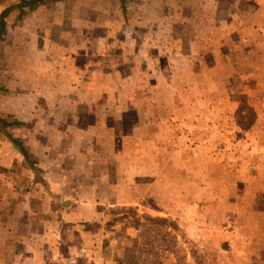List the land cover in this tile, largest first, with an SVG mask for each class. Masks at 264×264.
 Here are the masks:
<instances>
[{"label":"crops","instance_id":"obj_1","mask_svg":"<svg viewBox=\"0 0 264 264\" xmlns=\"http://www.w3.org/2000/svg\"><path fill=\"white\" fill-rule=\"evenodd\" d=\"M214 1L186 5V29L180 5L173 9L176 20L161 18V31L170 24L174 41L167 56L162 34L119 40L108 31L82 37V51L16 60L25 59L26 70L18 65L11 70L9 91L0 94V114L21 122L12 126V135L36 157L41 179L0 137V203L16 201L25 209L8 212L14 216L0 233V264H83L80 251L87 238L108 235L91 226L103 219L99 208L140 205L155 195L152 191L166 197L154 200L165 208L157 213L181 218L185 203L192 209L201 205L198 213L211 219L202 204L214 206L218 213L232 211L233 218L255 221L253 236L264 242V175L257 173L264 172V145L257 147L259 135L231 134L234 146L223 148L222 128L214 129L217 120L197 103L205 92H227L257 97L256 106L264 107L263 95L256 96L259 89L264 93V0ZM195 26L202 33H191ZM149 41L157 48L153 52L141 46ZM127 42L135 45L134 52H111L113 45ZM100 44L109 51L100 52ZM185 44L192 50L180 53ZM130 57L134 68L123 64ZM180 58L199 65L178 68ZM229 106L238 109L239 100ZM227 173H240L230 177L231 185L248 182L254 194L222 197ZM212 187L220 189L216 197L210 195ZM9 214H0V221ZM21 216L26 227L18 226ZM112 241L93 250V264H116Z\"/></svg>","mask_w":264,"mask_h":264},{"label":"rangeland","instance_id":"obj_2","mask_svg":"<svg viewBox=\"0 0 264 264\" xmlns=\"http://www.w3.org/2000/svg\"><path fill=\"white\" fill-rule=\"evenodd\" d=\"M21 1L0 0V12L5 7ZM205 2L208 3V0H205ZM201 3H204V0H124L123 3L120 0H56L44 2L33 9L25 7L21 13L19 9L13 8L5 17V31L0 40V88L3 89V93L9 91L10 73L13 68L15 69L16 65H18L19 70H26L24 66L27 61L21 59L19 64H16L18 58H23L27 54L32 55L33 53H40L41 55L42 52L58 58L64 56L70 50L76 52L82 51L80 46L82 37L90 35L93 32L103 37L108 31H111L110 37L119 40L128 35L135 39L142 37V35H148L153 40L156 32L157 35L162 34L165 36L162 51L167 56L174 49V41L171 38L172 34L167 30L170 24L165 31H161V18L164 21L167 20L168 23L176 20L178 13L174 12L173 9H176L180 5L183 7V18H186L184 20L185 24L183 23L184 29H186L189 13L185 7ZM209 3L214 4L215 1L209 0ZM197 27L195 26L194 29L188 28V30L190 29L191 33L194 32L195 35H198L202 32ZM183 32L187 33L186 30ZM226 32H228V29H226ZM151 41L146 46H141L153 52L157 48H154ZM198 46L199 44L196 43L193 50H196ZM100 47H102L100 48V52L102 53L109 51L105 44H100ZM134 47L135 45H132L131 42H127L126 44L119 43L112 46L111 52L115 55L124 50L126 52H134L136 50ZM139 47V44L136 45V48ZM179 49L180 53L186 54L192 50V45L185 44L183 48ZM115 62L120 63L117 59ZM135 63L136 60L130 57V61H124L123 64L134 68L136 67ZM198 65L199 63L195 60L189 61L180 58L177 61L178 68L187 66L193 70ZM125 68L126 66H124ZM231 81L233 80L230 79ZM2 91H0V94ZM260 91L262 90H257L256 96L263 95L264 98V93ZM179 95L178 99H182L181 104H183V101H186V93L182 91ZM236 100H239V107L235 110L229 105ZM197 103L202 105L204 115L217 120L213 128H222V136H219V138L222 141L223 148L228 149L234 146L228 138L231 134L238 137H248L250 134H256L260 137L257 141V147L260 148L261 145H264V107L259 108L256 106L259 104L257 97L246 94H237L236 96L227 92H205L202 96V101H198ZM0 116L3 117L1 114ZM3 118L8 121L12 120L8 116ZM5 132L13 137L12 126L6 128L0 127V137L9 147L15 148L5 135ZM242 143V146L247 148L250 140L243 141ZM241 144L239 143V145ZM26 149L28 151L27 147ZM31 157L33 160L36 158L34 156ZM34 163L37 164V160H34ZM38 169L34 167L33 172L36 178L41 179L40 169ZM257 173H261V176L262 174L264 175V172ZM257 173H255L256 177L253 178L258 177ZM218 174L220 173L216 172L213 176L216 177ZM239 174H225L226 182L223 183L224 186L222 185L220 193L222 197H227L228 199L234 198V195L240 192H242L241 196L254 194L255 188H250L247 184L248 182L244 184L239 182L242 187L241 185L238 186L236 182H233V185H231L230 177ZM4 179L8 181L6 177ZM5 189L6 186H2V190ZM210 190L211 197H216L220 189L212 187ZM192 191L193 189L190 191L186 190L187 193H191ZM152 192L155 195L157 194V191ZM155 195L147 197L148 201H144L140 205L100 207L99 210L103 212V219L96 221L91 226L94 232L98 234L107 232L108 235H104L102 238L98 236V239L97 237L93 239L87 238L88 245L82 246L83 250L80 251L85 260L83 264H93V250H98L100 246L110 244L113 239L115 242L112 241V244L115 243L118 250L117 256L115 254L117 257L115 258L116 264H123V248L131 244L132 239L137 236L140 229L150 225L147 217L159 216L170 218L169 216L155 212L156 210H165V208L160 203L156 204L154 200L157 197L159 199H166V197ZM262 198L257 197L261 202ZM1 201L4 202L0 203V210H3L0 211V214L4 216L8 215V212L18 215V213L25 211V209H21L20 204H17L16 201L9 202L6 199ZM53 204L56 206L55 203ZM200 206L192 209V204H180V208L183 207L181 218L174 219L171 217L176 227L174 233L176 234L178 250L176 258L171 254H165V264H256V262L263 264L264 242L258 241L253 236L256 225L255 221H248L243 216H239L238 219L236 216L233 218L232 214L235 215V213L232 211L222 214L218 213V210L214 206L202 204L204 208L210 211L209 215L211 218L204 219L198 213ZM168 211H170V208ZM178 211L180 212L181 210ZM13 216L9 214V217L5 218L7 219L6 222L2 218L0 221V233H3L6 224L12 223L11 218ZM221 216L224 217L219 218ZM3 223L4 225L2 226ZM17 223L19 227L27 226V221L22 216L19 217ZM84 225L88 224L84 222ZM169 230L170 227L167 228V231ZM1 238L2 235L0 236V240ZM96 245H98V248H96Z\"/></svg>","mask_w":264,"mask_h":264},{"label":"trees","instance_id":"obj_3","mask_svg":"<svg viewBox=\"0 0 264 264\" xmlns=\"http://www.w3.org/2000/svg\"><path fill=\"white\" fill-rule=\"evenodd\" d=\"M49 1L56 0H22L17 4L5 7L0 12V40L2 39L5 31V17L11 9L17 8L21 13L25 7L28 9H33L37 5ZM120 1L121 3L124 2V0ZM2 90L3 89L0 88V91ZM20 124L21 122L19 121H8L7 119L0 116L1 128ZM5 135L12 145L18 150V152H20L28 165L31 168H34V160L30 157L23 142L12 137L6 132ZM147 220L149 221L150 225L140 229L137 236L132 239L131 244L123 248V264H165V254H171L174 257L177 256L178 246L176 234L174 233L176 228L174 220L159 216L147 217ZM168 227H170L169 231H167ZM262 263L264 264V261ZM256 264H258V262H256Z\"/></svg>","mask_w":264,"mask_h":264}]
</instances>
